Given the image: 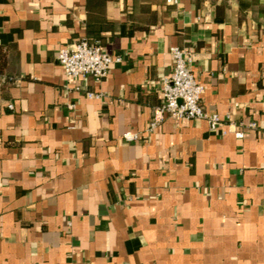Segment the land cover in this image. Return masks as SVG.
Here are the masks:
<instances>
[{
	"label": "crops",
	"instance_id": "obj_1",
	"mask_svg": "<svg viewBox=\"0 0 264 264\" xmlns=\"http://www.w3.org/2000/svg\"><path fill=\"white\" fill-rule=\"evenodd\" d=\"M81 39L99 82L56 63ZM173 47L215 130H149ZM0 75V264H264V0H0Z\"/></svg>",
	"mask_w": 264,
	"mask_h": 264
},
{
	"label": "built area",
	"instance_id": "obj_2",
	"mask_svg": "<svg viewBox=\"0 0 264 264\" xmlns=\"http://www.w3.org/2000/svg\"><path fill=\"white\" fill-rule=\"evenodd\" d=\"M171 2V0H167ZM172 58V72L162 81V98L160 106L154 109L153 120L149 130H153L163 119L203 120L210 130H215L222 122L218 113L206 112L201 101L203 87L197 83L191 70V53L177 47L169 51ZM110 54L104 52L99 42H88L84 39L74 41L68 45H60L56 54V63L63 69L68 80L90 77L99 82L107 76L112 64L118 62ZM9 83L6 77L0 75V86ZM101 95L87 93L90 99L100 98ZM12 109L11 105L7 106ZM228 120L229 116L226 115ZM233 132L238 139L243 137L242 124ZM254 128V124L247 125ZM126 141H133L136 135L129 132L123 135Z\"/></svg>",
	"mask_w": 264,
	"mask_h": 264
},
{
	"label": "trees",
	"instance_id": "obj_3",
	"mask_svg": "<svg viewBox=\"0 0 264 264\" xmlns=\"http://www.w3.org/2000/svg\"><path fill=\"white\" fill-rule=\"evenodd\" d=\"M84 40H86V41H88V42H91V41H90L91 39H84Z\"/></svg>",
	"mask_w": 264,
	"mask_h": 264
}]
</instances>
